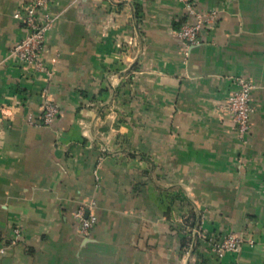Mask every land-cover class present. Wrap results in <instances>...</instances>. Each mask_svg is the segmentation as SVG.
<instances>
[{
    "label": "crops",
    "instance_id": "crops-1",
    "mask_svg": "<svg viewBox=\"0 0 264 264\" xmlns=\"http://www.w3.org/2000/svg\"><path fill=\"white\" fill-rule=\"evenodd\" d=\"M32 2L0 0V264H264V0H195L218 20L191 47L176 0H54L48 81L10 53ZM235 77L254 85L243 138L225 107ZM231 233L240 249L217 257L209 239Z\"/></svg>",
    "mask_w": 264,
    "mask_h": 264
},
{
    "label": "built area",
    "instance_id": "built-area-1",
    "mask_svg": "<svg viewBox=\"0 0 264 264\" xmlns=\"http://www.w3.org/2000/svg\"><path fill=\"white\" fill-rule=\"evenodd\" d=\"M54 0H33L22 13H16L14 18L20 19L23 23L22 37L11 49V56L15 59L17 67L25 72L29 79H36L43 76L47 81L51 78V72L46 69L43 59L46 52V35L52 28L54 17L50 14V8ZM185 9L187 20L180 26L177 36L184 42L186 47L197 46L204 42V34L218 20L217 11L212 9L201 12L196 6L195 0H176ZM235 90L226 101V109L235 124L237 134L240 138L245 137L251 130V117L255 112L252 102L253 83L245 77L234 78ZM47 89L42 90L43 103L40 116V125L51 127L61 115L60 107L48 97ZM3 114H5L2 111ZM93 203L83 205L75 212L74 218L78 222L77 231L81 237H89L94 225L97 222V215L92 212ZM187 238L193 241L197 238L204 239V233L199 226L190 228ZM21 234L19 228L13 229V238L9 240L14 245ZM243 239L231 233L223 236H213L209 243L214 254L222 257L225 253L237 252ZM251 244L252 242L249 241ZM192 243L184 249L189 254ZM6 246L0 244V255L4 254Z\"/></svg>",
    "mask_w": 264,
    "mask_h": 264
},
{
    "label": "rangeland",
    "instance_id": "rangeland-1",
    "mask_svg": "<svg viewBox=\"0 0 264 264\" xmlns=\"http://www.w3.org/2000/svg\"><path fill=\"white\" fill-rule=\"evenodd\" d=\"M196 226H199V224L198 225H196ZM196 226H193V227H196ZM200 227V226H199ZM190 228H192V227H190ZM190 230H188V228H185V236H186V242H185V244H184V249H186V248H188V244L189 243H192V247H191V249L190 250H193V248L195 247V245H196V243H197V240L198 239H194L193 241H191V239H189V238H187V236H188V234L190 233L189 232ZM183 249V250H184ZM230 253V252H229ZM220 258V257H219Z\"/></svg>",
    "mask_w": 264,
    "mask_h": 264
}]
</instances>
